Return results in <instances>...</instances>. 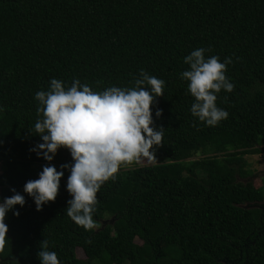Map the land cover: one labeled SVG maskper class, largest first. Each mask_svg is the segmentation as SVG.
<instances>
[{
	"label": "trees",
	"instance_id": "16d2710c",
	"mask_svg": "<svg viewBox=\"0 0 264 264\" xmlns=\"http://www.w3.org/2000/svg\"><path fill=\"white\" fill-rule=\"evenodd\" d=\"M209 47L206 57L233 61L234 90L216 100L229 115L217 126L191 114L180 79L184 57ZM141 69L165 81L150 106L162 144L155 162L122 164L105 182L85 230L66 214L70 170L60 166L74 163L70 152L48 162L30 151L43 142L35 93L53 78L132 87ZM262 151L264 0H0V202L13 188L25 198L6 214L0 264H41L42 240L60 264H264V189L241 181L245 156ZM49 163L64 175L37 211L23 187Z\"/></svg>",
	"mask_w": 264,
	"mask_h": 264
},
{
	"label": "clouds",
	"instance_id": "9594fccd",
	"mask_svg": "<svg viewBox=\"0 0 264 264\" xmlns=\"http://www.w3.org/2000/svg\"><path fill=\"white\" fill-rule=\"evenodd\" d=\"M211 51V47L197 48L186 55L184 63L189 69L180 73V79L188 82L187 90L194 98L191 114L207 126H217L229 115L217 106L216 100L222 90H234L225 74L233 61L231 57L223 62L216 55L206 57L205 53ZM164 86L163 79L141 69L132 87L110 86L94 91L79 79L65 86L53 78L47 91L35 93L39 118L34 132L43 142L30 151L48 162L61 147L70 152L74 163L60 167L70 170L66 190L72 199L67 201L66 214L76 225L85 230L95 228L97 194L105 182L116 180L122 164L139 163L142 159L156 161L155 150L162 144L164 129L154 126L150 106L164 94ZM155 115L160 117L161 110ZM63 175L49 163L43 166L38 179L25 183L23 191L33 198L37 211L55 201ZM10 191L14 194L0 202V253L8 243L7 212L25 204L23 195L14 188ZM13 215L19 216V212ZM39 248L37 257L41 264H60L47 240H42Z\"/></svg>",
	"mask_w": 264,
	"mask_h": 264
},
{
	"label": "rangeland",
	"instance_id": "374dc122",
	"mask_svg": "<svg viewBox=\"0 0 264 264\" xmlns=\"http://www.w3.org/2000/svg\"><path fill=\"white\" fill-rule=\"evenodd\" d=\"M199 155L196 157L198 158ZM245 160L247 162V168L250 171V175L247 178H242L241 181L249 183L253 185L255 188L263 187L264 189V151H262L260 154L256 155H246ZM148 161L145 159H142L141 162L136 163V165H147ZM264 204V202H263ZM263 204H259L258 206H262ZM111 218L107 217L102 222H108ZM78 258H84L81 251H77Z\"/></svg>",
	"mask_w": 264,
	"mask_h": 264
}]
</instances>
